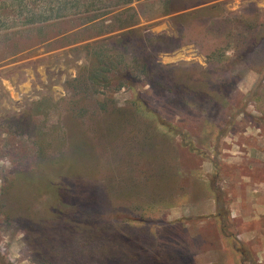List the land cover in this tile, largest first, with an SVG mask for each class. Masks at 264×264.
<instances>
[{
    "label": "rangeland",
    "instance_id": "rangeland-1",
    "mask_svg": "<svg viewBox=\"0 0 264 264\" xmlns=\"http://www.w3.org/2000/svg\"><path fill=\"white\" fill-rule=\"evenodd\" d=\"M121 3L0 0V264H264V0L136 2L128 63L153 76L92 84ZM183 75L217 99L175 90ZM20 171L35 192L1 207Z\"/></svg>",
    "mask_w": 264,
    "mask_h": 264
},
{
    "label": "trees",
    "instance_id": "trees-1",
    "mask_svg": "<svg viewBox=\"0 0 264 264\" xmlns=\"http://www.w3.org/2000/svg\"><path fill=\"white\" fill-rule=\"evenodd\" d=\"M122 2L119 8L112 13H122L132 11L134 15L132 16L131 20L128 22L123 23L120 27L116 30L112 31L111 33L120 32L116 35L103 39L102 43H95L94 46L89 44V55L90 64H89V71H88V80L92 84L97 85H107L111 84L112 81L117 80L121 84H128L129 86L133 87L135 81L137 79V74H142L152 77L153 72L150 71V64L145 60L143 62V71L133 70L128 63V57L131 54V51L134 50L135 53V61L138 60V56L136 54L135 49L144 50L146 48L147 37L148 35L143 32V30L138 26L139 22L137 20V15L135 13L133 4L139 2L141 0H119ZM217 6L214 7H205V8H196L192 13H184L177 15L174 20L178 21L181 24H184V20L195 19L201 17L208 11L215 9ZM108 14L111 13H104L101 15H96L90 22H97L101 18H105ZM157 41L164 42L166 41V37H157ZM169 40V38H168ZM91 52V53H90ZM142 52V51H141ZM141 55V53H139ZM142 56V55H141ZM148 57V56H147ZM149 58V57H148ZM226 59V57H225ZM212 60V59H211ZM157 66H160L159 64ZM163 68V67H161ZM167 68V67H164ZM232 78V74L230 75ZM229 76V77H230ZM193 76L183 75L180 78H177L173 87L177 91L182 92L183 94L187 95V97H192L199 101L202 105L210 104L211 101H215L217 99V93L212 94L213 96H209V92L207 90V84H210L208 80H211L210 77H206L207 82H202L201 80L198 81L199 83H192ZM235 84V83H234ZM237 84V81H236ZM200 87H204L205 90L200 89ZM216 90V89H215ZM211 98V99H210ZM227 130H224V135L227 134ZM181 136L183 134H180ZM186 140V139H185ZM57 164V163H56ZM61 167L66 169L67 172H72L75 167V160L67 161L62 160L58 163ZM217 178L219 177L220 173L216 172ZM213 186L211 185L210 188ZM33 187V182L31 178L24 175L22 171L19 173L16 172L14 178L9 180V184L7 187L3 189L2 200L4 201L1 204V207L8 206V204L12 205L19 201L21 196L24 195H31L35 192ZM217 203H222V198L216 195ZM11 207V206H10ZM80 215V214H78ZM77 215V216H78ZM83 214H81L82 216Z\"/></svg>",
    "mask_w": 264,
    "mask_h": 264
},
{
    "label": "crops",
    "instance_id": "crops-1",
    "mask_svg": "<svg viewBox=\"0 0 264 264\" xmlns=\"http://www.w3.org/2000/svg\"><path fill=\"white\" fill-rule=\"evenodd\" d=\"M214 2L215 1H213V2L211 1V2H208V3H202V4H198L196 6H193V7H195V8H205V7H208V6L210 7V5L212 3H214ZM189 10L190 9H184V10H182V12H180V13H178L176 15L184 14V13L188 12ZM201 207H203V209L209 207V208L213 209V211H217V203H216L215 199H213V197L211 199H209L208 201L204 202L203 204H201Z\"/></svg>",
    "mask_w": 264,
    "mask_h": 264
}]
</instances>
